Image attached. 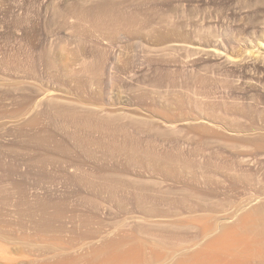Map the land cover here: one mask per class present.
<instances>
[{
  "label": "rangeland",
  "instance_id": "rangeland-1",
  "mask_svg": "<svg viewBox=\"0 0 264 264\" xmlns=\"http://www.w3.org/2000/svg\"><path fill=\"white\" fill-rule=\"evenodd\" d=\"M0 264H264V0H0Z\"/></svg>",
  "mask_w": 264,
  "mask_h": 264
},
{
  "label": "bare ground",
  "instance_id": "bare-ground-1",
  "mask_svg": "<svg viewBox=\"0 0 264 264\" xmlns=\"http://www.w3.org/2000/svg\"><path fill=\"white\" fill-rule=\"evenodd\" d=\"M249 184V183H248ZM245 185H247V184H245ZM247 186H249V185H247ZM214 190V189H213Z\"/></svg>",
  "mask_w": 264,
  "mask_h": 264
}]
</instances>
